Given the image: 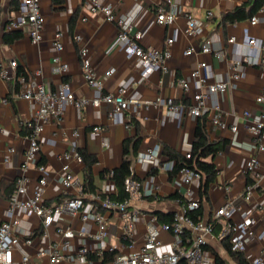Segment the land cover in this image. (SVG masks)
Wrapping results in <instances>:
<instances>
[{"label":"crops","instance_id":"1","mask_svg":"<svg viewBox=\"0 0 264 264\" xmlns=\"http://www.w3.org/2000/svg\"><path fill=\"white\" fill-rule=\"evenodd\" d=\"M258 1L261 2L260 6ZM93 2L111 6L115 13L125 15L128 24L133 26V32L143 33L142 45L145 48L162 49L166 40L172 37L175 42L167 69L148 73L138 59L130 57L118 42L119 26L108 22L103 13L92 14L89 11ZM174 2L183 14L177 17L173 25L163 26L157 23V15L161 8L167 7L164 0H65L62 6H55L52 0H41V11L46 21L44 39L41 43L34 44L26 31L8 28L19 17L23 9L22 0H0V65L9 66L13 60L18 64L14 77L9 80L0 79V128L3 130L0 133V224L10 219L7 209L20 179L24 176L30 178L32 190L41 176L37 166L23 169L30 134L25 124L34 116L37 105L19 98L22 90L20 77H33L50 92L57 91L62 83L68 82L77 97H95L97 93L87 85L83 77L81 46H86L90 51L93 67L104 82V93L127 87L135 99L144 101L163 97L172 99L182 109L179 115H171L167 107L163 106L143 110L138 116H131L126 112L111 119L113 107L110 104L89 106L83 110L66 107L62 115L46 124L39 137L38 166H45L49 177L44 194L45 204L49 206L75 197H82L90 204L92 195L96 193L116 199L112 197L117 194V189L110 173L122 165L124 146L127 141L133 140L138 142V150L131 155L130 170H133L144 190L151 185H157L160 189L155 197L135 201L132 205V208L146 215L138 219L137 241H142L149 217L177 210L176 199L185 191L180 176H170V172L149 169L139 158L149 149L158 146L164 162L170 161L169 153L185 157L186 153L192 151L201 118L194 119L186 111L185 108L191 102L190 97L184 94L178 82L183 78L189 79L192 96L198 91V85L190 76L200 63L207 64L201 70V75L213 82L227 77L231 60L248 57L250 61H256L262 53L257 46L252 47L248 42L256 39L258 43H264V0ZM243 6H246V17L234 21L226 19V16ZM251 12L253 14L249 16ZM209 13H212L210 18ZM184 14L192 15L205 23V31L201 37L186 35L187 20ZM253 17L259 19L256 25L251 23ZM57 32L63 34L64 48L61 52L56 51L53 46V37ZM77 35L82 37V44L76 42ZM232 37H235L233 44L229 43ZM206 41H210L216 50H225L228 60L220 61L212 53L184 55L186 49L200 48ZM56 56L68 63L67 74L54 72L53 58ZM245 67L242 80L230 83L225 92L210 99L211 105L217 102L221 104L224 119L228 124L238 126L239 131L236 134L216 131L208 124V117H203L207 136L219 151L213 160L207 159L216 165L217 175L209 186L207 200L202 202V211L204 220L213 221L217 210L227 202H232L235 207L250 212L258 220L256 231L259 233L262 227L261 215L264 213V193L255 190L247 199V188L254 183V175L248 171L247 163L256 151L247 130L249 121L244 117V112L250 111L253 117L264 114V105L256 102L264 87V64L248 62ZM112 69L114 74L106 77L105 73ZM95 127H100L101 132H95ZM106 138L109 139V146L104 145ZM261 140L264 143V134ZM72 151H77L83 158L81 164H72L74 174L81 181V191L64 189L59 183L63 167L61 156ZM257 155L264 174V153ZM93 159L96 162L91 171V181L95 190L87 187L88 192H84L83 187L87 182L86 166ZM196 185L199 194L201 184ZM226 187L230 190L226 191ZM105 215L110 230L109 238L102 242L95 241L93 236L97 234L98 227L94 223L77 220L74 223L77 237L73 245L76 248L87 247L91 252L90 261L112 264L116 253L111 248L117 247L118 253L125 252L128 244L123 235V218L116 213ZM240 216L238 212H232L229 220L238 221ZM14 218L20 219L21 232L32 241L31 245L22 241L15 249L14 263L23 264V257L28 256V264H51L47 250L53 244L62 243L63 238L57 230L70 222L69 219L65 217L52 224L46 229L48 238H45V229L33 213L16 211ZM170 239L168 235L163 236L164 241ZM226 245L227 242L212 240L210 250L215 251L226 264H238ZM262 249L264 242L255 241L249 245L243 257L251 264Z\"/></svg>","mask_w":264,"mask_h":264},{"label":"built area","instance_id":"2","mask_svg":"<svg viewBox=\"0 0 264 264\" xmlns=\"http://www.w3.org/2000/svg\"><path fill=\"white\" fill-rule=\"evenodd\" d=\"M140 1V0H137ZM166 8H161L157 15V23L163 26L173 25L178 16L183 11L177 7L174 0H164ZM23 9L18 18L14 19L9 29L26 31L31 42L41 43L44 39L45 17L41 11V0H22ZM92 14L103 13L108 22L116 23L120 30L117 34L119 44L126 49L130 57L138 59L148 73H153L157 69L166 70L167 64L172 57V47L174 39L168 38L162 49L145 48L142 45L143 33L133 32V26L128 24L127 17L115 13L114 9L108 5H101L93 2L89 6ZM187 20L185 33L189 37H201L205 31V23L200 19L184 14ZM212 13L208 14L210 18ZM259 22L257 17L251 19V23L256 25ZM63 34L55 33L53 46L56 51L61 52L64 48ZM77 43L82 44V37H75ZM1 43V40H0ZM229 43H235V37L229 39ZM248 44L258 47L261 56L256 61H250L246 57L243 60H231L230 71L227 77L210 82L201 75V70L207 67L206 63H200L198 68L191 73L190 79L196 81L198 91L190 95L189 79L179 80V86L184 94L190 97V104L185 108L188 114L194 119L208 117V124L212 129L220 132H230L236 134L238 126L230 125L224 119L221 104L219 102L210 104L212 96H218L226 91L230 83L234 84L242 80L245 76V64H264V43H258L256 39H251ZM198 52L212 53L220 61H227L225 50H216L210 41H206L200 48L190 47L184 51L185 56L194 55ZM80 58L82 63V73L85 82L95 90L97 95L93 98H79L75 94L70 83L64 82L55 92L47 91L45 86L35 78L26 76L20 77L22 90L19 98L27 100L37 105V109L32 119L25 127L29 130V143L25 154L24 170L31 166H37L41 173L38 183L34 189L30 190L32 181L24 176L20 179L16 190L12 194L7 216L9 220L0 224V264H15L13 253L22 241L31 245L32 241L25 237L20 230V219L14 218L16 211L23 213H33L40 221L45 231L43 235L48 238L46 232L52 224L67 217L70 222L61 226L57 231L62 236L60 244H53L47 250V255L51 264H101L90 261V250L85 246L74 247L73 241L77 237L75 231V221L83 223H94L98 227V232L93 239L102 242L109 238L110 230L105 213H116L124 220L123 235L127 241L128 250L118 253L117 247H112V252L116 253L112 264H219L215 255L210 250V242L216 240L220 243L227 242L230 251L240 255H245L249 245L255 241L264 242V213L261 215V231H256L258 220L248 211L241 207H235L232 202H227L217 210L215 219L206 221L196 220L190 214L198 211L201 206L199 194L196 191V184H201L203 175L190 168L182 167L178 175L185 188L184 193L176 199L177 210L174 212L171 222L161 223L157 216L148 218L145 233L142 241H137V222L140 217L146 215L137 209L132 208L135 201L144 198L155 197L160 191L157 185H151L144 190L141 182L135 178L131 169V174L125 180V191L128 196L123 200L105 197L101 194H93L90 204H87L82 197H75L64 200L60 203L46 205L44 202L45 189L49 182L48 171L45 166H38V155L40 151L39 137L43 133L45 126L53 118L63 114L68 106L77 110H83L89 106L99 107L102 104H110L113 109L110 113L111 119L120 113H130L131 116H138L143 110L166 106L171 115H179L182 107L175 105L172 99L158 97L156 100H138L130 95V89L121 87L116 92L104 93V82L98 76L93 67L90 51L86 46L80 48ZM17 61L13 60L9 66L0 65V79L9 80L15 76L17 71ZM53 70L55 73L65 75L69 72L68 63L62 61L60 56L53 58ZM114 70L105 73L106 77H111ZM256 102L264 105V87L256 98ZM244 117L249 121L247 130L252 137L256 154L247 163V169L254 175V183L247 188V199L255 190L264 193V174L261 172V162L257 154L264 153V143L261 138L264 134V114L253 117L250 111L244 112ZM100 127H95V132H101ZM3 130L0 128V133ZM78 135V134H76ZM104 145L109 146V139H104ZM12 152L14 150L12 149ZM191 152L185 154L186 159H191ZM63 161L62 172L59 183L64 189H77L81 191V181L74 174L72 164H81L82 156L77 151L65 153L61 156ZM139 161L149 169H156L163 172H172L175 166L174 161H163L160 147L149 149L142 154ZM226 191L230 189L225 188ZM232 212H238L241 216L238 221H230ZM216 225L220 226L216 232ZM168 235L170 241H164L163 236ZM30 257L24 256L22 263L28 264ZM251 264H264V249L261 254L255 257Z\"/></svg>","mask_w":264,"mask_h":264},{"label":"trees","instance_id":"3","mask_svg":"<svg viewBox=\"0 0 264 264\" xmlns=\"http://www.w3.org/2000/svg\"><path fill=\"white\" fill-rule=\"evenodd\" d=\"M53 4L55 6H62L65 0H52ZM258 6H260L261 2L258 1ZM257 6V7H258ZM246 6H243L241 8H237L235 12L231 15L226 16V19L230 21H234L236 19H240L243 17H246ZM253 12L249 13V16H252ZM138 150V142L137 141H127L124 146V160L122 165L113 170L110 173V177L115 183L117 194L112 195V197L116 198L117 200H123L125 199L128 194L125 191V180L126 178L131 174V155L136 154ZM219 149L218 147L210 142L207 132H206V121L201 118L199 119L198 126L195 133V140L193 144V148L191 151L192 158L186 159L184 156H180L177 154L169 153V160L175 162L174 169L172 172H170V176H174L178 174L179 170L182 167H190L198 172H200L203 175V180L200 185L199 189V197L201 200V203L207 200L208 195V189L211 183H213L216 175H217V169L216 165L213 163V161L208 162L207 159L211 158L212 160L215 158L216 154L218 153ZM96 160L93 159L92 162L88 163L86 166V176H87V182L84 184L83 191L88 192L87 187H90V190H95L93 183L91 181V171L93 168V165L95 164ZM194 219L199 220L203 219V211L202 206L201 208L190 214ZM174 213L164 214L159 213L158 217L161 222H171L173 220ZM220 229L219 225H216V232H218ZM227 249L230 252V255L238 262V264H249L248 261L243 257V255L233 253L230 251V248L228 245H226ZM216 260L219 264H226L225 261L214 251L212 252Z\"/></svg>","mask_w":264,"mask_h":264}]
</instances>
